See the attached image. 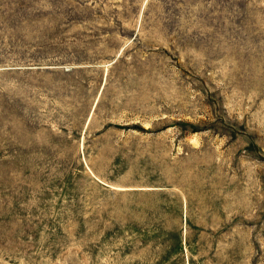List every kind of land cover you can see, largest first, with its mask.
<instances>
[{"label":"rangeland","instance_id":"1","mask_svg":"<svg viewBox=\"0 0 264 264\" xmlns=\"http://www.w3.org/2000/svg\"><path fill=\"white\" fill-rule=\"evenodd\" d=\"M0 264H264V0H0Z\"/></svg>","mask_w":264,"mask_h":264}]
</instances>
